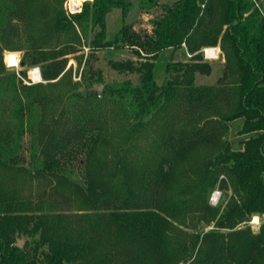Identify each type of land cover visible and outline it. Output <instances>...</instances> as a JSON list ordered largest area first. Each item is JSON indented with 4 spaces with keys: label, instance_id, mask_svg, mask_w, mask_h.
I'll return each mask as SVG.
<instances>
[{
    "label": "trees",
    "instance_id": "trees-1",
    "mask_svg": "<svg viewBox=\"0 0 264 264\" xmlns=\"http://www.w3.org/2000/svg\"><path fill=\"white\" fill-rule=\"evenodd\" d=\"M159 1L138 3L150 13ZM62 5L4 0L1 30H14L21 19L33 31L14 47L25 50L22 64L39 63L44 80L57 78L81 42L76 24L83 28L91 21L97 28L92 47L133 50L136 60L109 63L118 72L138 73L139 83L109 85L99 97L91 87L84 93L43 83L19 87L0 66V90L10 91L20 123L8 124L4 135L0 130V161L19 166L26 111L31 116L39 108L40 118L31 121L41 141L34 168L71 187L90 211L82 214L84 226L0 185V264H264V7L254 0H176L161 6L151 31L124 22L114 39H106L108 12L119 7L125 18L132 0H93L71 16ZM218 45L222 75L216 84L196 85L197 73L212 70L202 49ZM183 47L189 58L169 60L168 79L160 85L155 60L166 49ZM105 96L118 106L127 130L113 143V156L100 157L111 117L99 103ZM237 117L244 120L240 133L250 136L235 150L229 123ZM155 124L151 154L141 149L130 155L139 148V135ZM77 163L82 181L64 173L71 177ZM216 186L231 192L223 208L209 200ZM96 214L101 217L93 219ZM256 215L263 221L254 229L249 222ZM200 225L212 228L202 231ZM24 236L31 240L20 247Z\"/></svg>",
    "mask_w": 264,
    "mask_h": 264
},
{
    "label": "rangeland",
    "instance_id": "rangeland-1",
    "mask_svg": "<svg viewBox=\"0 0 264 264\" xmlns=\"http://www.w3.org/2000/svg\"><path fill=\"white\" fill-rule=\"evenodd\" d=\"M80 1L79 9H75L72 6L73 0H34V5H45L48 4L51 7L58 6L63 4V9L65 14L71 16L72 13H79L83 9V5L86 2H92L93 0H77ZM176 0H160L159 5L152 8L150 13L144 12L139 7L138 0H132L133 6L132 9L129 11L128 16L125 18L123 17V13H121V9L114 8L110 12H108L106 17V39H114L120 30V27L124 22L131 23L134 26V29H144L151 31L152 30V18L160 14L161 6L163 4L172 3ZM255 4L260 7L261 9L264 7V0H254ZM4 4V0H0V7ZM59 7V6H58ZM76 30L78 31V35L80 37L81 42L77 44L78 49L74 52L69 53L66 55V66L61 72V74L54 78L53 80H42L37 83H29L27 81V73L28 70L33 66H40L41 73H42V65L36 63V65L31 64H22V59L25 54L24 49H14L17 45L20 38L24 39L31 34L32 28L22 23L21 19H18L15 22V28L12 31H8L5 29L0 28V56L3 66L0 65L4 69V74H10L15 76V80L18 83V86L24 84L26 86H36L38 83H43L44 87L55 88V91L64 90L69 91L71 89H75L77 92L84 93L89 90L94 84H104L103 89L99 97H102L103 91L109 85L119 84L125 80H132L134 84L139 83V75L138 73H131V72H118L115 70L110 60H125V59H132L136 60L137 56L133 52V50L129 47H102V49H95L91 46L92 39L94 38L95 33L97 32V28H92L91 21L85 22L83 28L76 24ZM207 47V46H205ZM219 48V55L215 58H206L212 65V70L210 74H196L195 84L199 86L203 85H210L216 84L219 80L220 76L223 73L224 69V56L222 49L220 46ZM18 55H20V63L18 67H12L7 65L6 60L9 62L14 61L16 62ZM189 58V53L186 47L179 48L173 50L172 48L166 49L160 53L158 58L155 60L156 65L154 68V76L157 82L161 85L163 84L168 78V74L166 72L167 64L169 60H183ZM95 72V73H94ZM98 75H100L101 79H97ZM61 76H65L64 82L59 84L49 85L48 82H53L59 79ZM96 79V80H95ZM57 93V92H55ZM10 91H6L4 87H1L0 90V130L5 134V127L8 124L15 125L18 128L19 121L14 115V108H15V101L12 100ZM25 98V96H24ZM94 99V98H93ZM95 101V100H94ZM102 107V112L107 111L111 115L109 117L108 123V134L109 140L105 143L106 151L100 157L105 156H113V143L116 140L121 139L124 135H126V120L121 117V113L119 114L118 106L107 96L103 98V100L99 101ZM64 105V102L60 103L58 106L61 108ZM36 112L33 113L31 116L29 115V110L26 111V124H25V132L20 137V158H18L19 162L17 165L24 167H13L7 165L5 162L7 160L2 159L0 161V185L2 187L12 192L17 198L26 201L31 200L33 204L41 203L43 208L41 210H51L54 212H62L64 214H68L71 217L78 218V224H84V226L88 225V222L84 221V217L82 214H88L90 211L86 208L82 207L79 203V200L74 197L73 191L71 187H67L57 177L51 176L48 173H37L36 169L34 168V164L32 161H36L33 157L34 150L41 145V141L36 140L38 131L36 127H32L31 121H34V118H40L39 108L35 107ZM244 120L242 117H237L229 123L230 126V134L229 138L233 141L235 148L241 149L242 140L245 139L247 136L243 133H240L241 128L243 127ZM157 124L154 126H149L150 129L147 131H143L137 140V145H139L138 150L133 152L130 155H138L142 152L143 149L145 152L144 154H151L148 151V148L151 147L150 143L153 140L155 135L154 130ZM39 130V129H38ZM14 132V136H15ZM133 143V137L127 142V144ZM128 144V145H129ZM235 149V150H236ZM135 150V149H134ZM5 163V164H4ZM28 169V170H26ZM75 171L72 172V176L68 171H64L67 177L70 179L82 181V174L80 171V166L75 164L74 166ZM216 191L220 193L219 199L216 203L211 202L212 192ZM231 194L230 190L227 192L223 188L215 187L211 191L210 195V203L214 206H220L223 208L224 204L229 198ZM100 213V212H99ZM101 215L96 214L93 219H96ZM263 221V218L256 215L252 218L249 222L254 229H257L259 224ZM212 228V225H200L199 230L207 231V229ZM23 241L22 246L30 238L24 236L19 237ZM31 240V239H30ZM187 264V263H186Z\"/></svg>",
    "mask_w": 264,
    "mask_h": 264
},
{
    "label": "built area",
    "instance_id": "built-area-1",
    "mask_svg": "<svg viewBox=\"0 0 264 264\" xmlns=\"http://www.w3.org/2000/svg\"><path fill=\"white\" fill-rule=\"evenodd\" d=\"M80 1L73 0L72 6L75 9H79ZM208 49L211 50L210 54L207 53ZM203 55L205 58H215L219 55V48L217 46H207L202 49ZM190 55V53H189ZM7 65L12 66V67H18L20 63V55H18L16 62L10 63L7 61ZM42 80V73H41V68L40 66H33L28 70L27 73V81L29 83H37ZM211 196V202L216 203L219 199L220 193H217L216 191L212 192Z\"/></svg>",
    "mask_w": 264,
    "mask_h": 264
},
{
    "label": "water",
    "instance_id": "water-1",
    "mask_svg": "<svg viewBox=\"0 0 264 264\" xmlns=\"http://www.w3.org/2000/svg\"><path fill=\"white\" fill-rule=\"evenodd\" d=\"M103 85L102 83L100 84H94L92 87H91V90L94 91L97 95H100L101 94V91L103 89ZM22 244H23V241L21 239H18V246L22 247Z\"/></svg>",
    "mask_w": 264,
    "mask_h": 264
},
{
    "label": "crops",
    "instance_id": "crops-1",
    "mask_svg": "<svg viewBox=\"0 0 264 264\" xmlns=\"http://www.w3.org/2000/svg\"><path fill=\"white\" fill-rule=\"evenodd\" d=\"M255 134V132L252 134V135H254ZM247 137L246 138H248L250 135L249 134H245ZM245 138V139H246ZM244 140V139H243ZM233 141L231 140V138H230V143H232ZM242 146H243V143H242ZM242 146H241V148H242ZM232 147H233V149H236L235 148V146H234V143H232ZM237 150V149H236Z\"/></svg>",
    "mask_w": 264,
    "mask_h": 264
},
{
    "label": "bare ground",
    "instance_id": "bare-ground-1",
    "mask_svg": "<svg viewBox=\"0 0 264 264\" xmlns=\"http://www.w3.org/2000/svg\"><path fill=\"white\" fill-rule=\"evenodd\" d=\"M211 50L208 49L207 53L210 54ZM8 61V60H7ZM10 63H14V61H11Z\"/></svg>",
    "mask_w": 264,
    "mask_h": 264
}]
</instances>
